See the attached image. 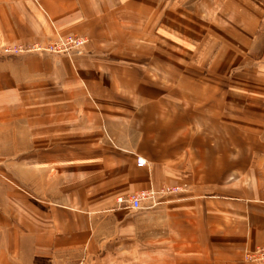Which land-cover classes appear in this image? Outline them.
Instances as JSON below:
<instances>
[{
    "label": "crops",
    "instance_id": "obj_1",
    "mask_svg": "<svg viewBox=\"0 0 264 264\" xmlns=\"http://www.w3.org/2000/svg\"><path fill=\"white\" fill-rule=\"evenodd\" d=\"M55 32L85 53L2 54ZM263 245L264 0H0V264H253Z\"/></svg>",
    "mask_w": 264,
    "mask_h": 264
},
{
    "label": "built area",
    "instance_id": "obj_2",
    "mask_svg": "<svg viewBox=\"0 0 264 264\" xmlns=\"http://www.w3.org/2000/svg\"><path fill=\"white\" fill-rule=\"evenodd\" d=\"M87 45V40L78 36H60L58 35L57 39L52 41V47L50 49H46L43 52L53 53V54H67L70 55L72 52L80 53ZM41 48L39 46H35L33 50H22V49H14L13 47H6L2 54L6 57L17 56L25 52H40ZM139 165L143 166L145 161L142 159L138 160ZM180 188L175 189H165L166 193H176L180 192ZM156 193L154 191H143L138 194L132 195L127 199L120 198V204H126L129 209L139 210L143 207V203L147 201L154 202V198ZM151 206H154L151 205ZM245 261L253 264H264V245L258 247L253 251H247L244 256Z\"/></svg>",
    "mask_w": 264,
    "mask_h": 264
},
{
    "label": "rangeland",
    "instance_id": "obj_3",
    "mask_svg": "<svg viewBox=\"0 0 264 264\" xmlns=\"http://www.w3.org/2000/svg\"><path fill=\"white\" fill-rule=\"evenodd\" d=\"M58 35L60 36H76V35H72V34H62V33H59V32H55L54 33V36L43 41V42H36V43H31V44H9V45H5L3 48H2V51L6 48V47H13L14 49H22V50H33L35 46H39L41 48L40 52L42 53H35V52H25V53H22L20 55H23V54H37V55H45V54H49V55H62V56H66V57H69V58H73L74 56H80V55H83L85 53V48L80 52V53H76V52H72L70 55H67V54H53V53H47V52H43L45 51L46 49H50L52 47V41H54L55 39H57ZM80 37V36H78ZM85 39V38H83ZM88 43V42H87ZM20 55H17V56H20ZM17 56H11V57H17ZM6 57V56H4ZM11 57H7V58H11Z\"/></svg>",
    "mask_w": 264,
    "mask_h": 264
},
{
    "label": "bare ground",
    "instance_id": "obj_4",
    "mask_svg": "<svg viewBox=\"0 0 264 264\" xmlns=\"http://www.w3.org/2000/svg\"><path fill=\"white\" fill-rule=\"evenodd\" d=\"M135 194H138V193H135ZM135 194H133V195H135ZM132 196V195H131Z\"/></svg>",
    "mask_w": 264,
    "mask_h": 264
}]
</instances>
